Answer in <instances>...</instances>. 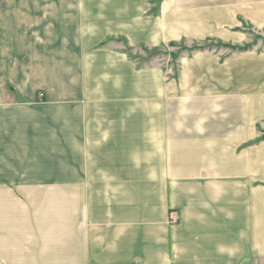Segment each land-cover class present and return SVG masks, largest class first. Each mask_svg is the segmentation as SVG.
Returning <instances> with one entry per match:
<instances>
[{
    "label": "crops",
    "instance_id": "0c3cea01",
    "mask_svg": "<svg viewBox=\"0 0 264 264\" xmlns=\"http://www.w3.org/2000/svg\"><path fill=\"white\" fill-rule=\"evenodd\" d=\"M73 1L75 13L62 14L56 0H41V77L26 68L14 81L26 102L1 96L0 87V105H9L0 143L2 136L13 144L8 158L18 151L22 160L41 162L45 130L59 136L68 126L70 184H41V191L71 192L76 263L264 264L263 51L197 52L180 58L173 77L154 73L146 128L150 143L161 145L163 167L150 184L94 183L93 170L78 165L84 145L120 144L126 134L125 109L115 106L118 119H111L89 95L85 71L94 45L108 35L149 48L235 44L243 25L264 28V0ZM133 127L142 132L141 122ZM109 192L117 194L110 199Z\"/></svg>",
    "mask_w": 264,
    "mask_h": 264
},
{
    "label": "rangeland",
    "instance_id": "374dc122",
    "mask_svg": "<svg viewBox=\"0 0 264 264\" xmlns=\"http://www.w3.org/2000/svg\"><path fill=\"white\" fill-rule=\"evenodd\" d=\"M56 5L62 14L65 11L75 13L78 6L73 0H56ZM242 28L244 30L238 33V43L235 44L212 39L186 40L153 48L105 33L108 36L91 49L93 54L85 75L91 83L89 95L94 107L106 110L111 119H118L115 106L125 109V141L84 145L78 153L79 168L93 170L94 183L118 181L131 189L150 184V179H155L163 167L161 145L150 143L149 129L146 128L150 122L151 96L157 94L154 73L159 72L164 80L166 76L173 77L180 71V58L197 52H215L222 56L252 50L264 52V28L250 25ZM125 34L133 37L130 32ZM0 39L1 96L5 94L10 101L26 102L15 92L14 81L24 74L22 71L26 68L28 74L33 72L35 78L41 77V0H0ZM76 74L83 77L84 71L78 70ZM36 92L37 98L43 99L41 88L38 87ZM8 106L5 103L0 105L1 118ZM134 122H141L142 132L133 127ZM3 124H6L5 119L0 121V126L5 129ZM45 131L44 135L41 134L44 136L41 139V162L22 160L18 151L8 158L6 153L13 144L6 143L1 136L0 264L79 262L75 252L71 251L69 235L71 192L41 191V184H70L69 128H58L59 136ZM95 140H102V137L97 136ZM87 150L89 159L84 158ZM81 178L87 180L86 175ZM107 194L113 199L112 194L117 193Z\"/></svg>",
    "mask_w": 264,
    "mask_h": 264
},
{
    "label": "trees",
    "instance_id": "16d2710c",
    "mask_svg": "<svg viewBox=\"0 0 264 264\" xmlns=\"http://www.w3.org/2000/svg\"><path fill=\"white\" fill-rule=\"evenodd\" d=\"M219 42V41H218ZM170 44H174V42H171ZM248 49V48H247ZM260 138H264V135L263 136H261Z\"/></svg>",
    "mask_w": 264,
    "mask_h": 264
}]
</instances>
